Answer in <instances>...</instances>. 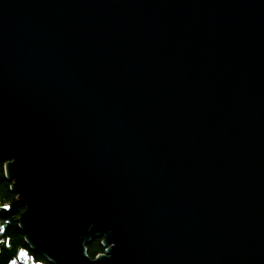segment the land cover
<instances>
[{"label":"water","instance_id":"obj_1","mask_svg":"<svg viewBox=\"0 0 264 264\" xmlns=\"http://www.w3.org/2000/svg\"><path fill=\"white\" fill-rule=\"evenodd\" d=\"M0 160L52 264H264V0H0Z\"/></svg>","mask_w":264,"mask_h":264},{"label":"trees","instance_id":"obj_2","mask_svg":"<svg viewBox=\"0 0 264 264\" xmlns=\"http://www.w3.org/2000/svg\"><path fill=\"white\" fill-rule=\"evenodd\" d=\"M4 162L0 161V264L15 261L19 256L32 257V264H52L35 251H31L24 241V234L18 226V218L24 207L17 201L16 193L10 190L3 173ZM7 205V207H5ZM86 253L90 258L103 252L101 238L91 240L85 245Z\"/></svg>","mask_w":264,"mask_h":264},{"label":"bare ground","instance_id":"obj_3","mask_svg":"<svg viewBox=\"0 0 264 264\" xmlns=\"http://www.w3.org/2000/svg\"><path fill=\"white\" fill-rule=\"evenodd\" d=\"M13 192V191H12ZM15 193V192H14ZM16 199H17V194H16ZM18 201V200H17ZM1 229V227H0ZM25 237V236H24ZM25 243L27 244L28 248L32 251L31 247L29 246V244L26 242V240L24 239ZM17 263L15 261H11L10 263L7 262V264H32V257H26V256H19V258L17 259Z\"/></svg>","mask_w":264,"mask_h":264},{"label":"rangeland","instance_id":"obj_4","mask_svg":"<svg viewBox=\"0 0 264 264\" xmlns=\"http://www.w3.org/2000/svg\"><path fill=\"white\" fill-rule=\"evenodd\" d=\"M1 161V160H0ZM4 162V164H5V161H3ZM3 173H4V177H5V179H6V174H5V166H3ZM7 180V179H6ZM8 182H10L11 184H12V182L11 181H9V180H7ZM10 190H11V186H10ZM18 200V199H17ZM24 207V206H23ZM20 231H21V229H20ZM22 233V232H21ZM40 255V254H39ZM33 264H35L34 262H33Z\"/></svg>","mask_w":264,"mask_h":264},{"label":"snow or ice","instance_id":"obj_5","mask_svg":"<svg viewBox=\"0 0 264 264\" xmlns=\"http://www.w3.org/2000/svg\"><path fill=\"white\" fill-rule=\"evenodd\" d=\"M5 207H7V205H5Z\"/></svg>","mask_w":264,"mask_h":264}]
</instances>
